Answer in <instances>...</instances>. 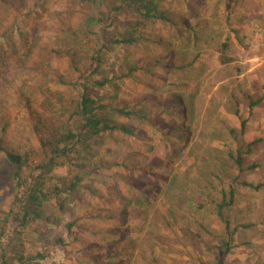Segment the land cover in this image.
Wrapping results in <instances>:
<instances>
[{
	"label": "rangeland",
	"instance_id": "374dc122",
	"mask_svg": "<svg viewBox=\"0 0 264 264\" xmlns=\"http://www.w3.org/2000/svg\"><path fill=\"white\" fill-rule=\"evenodd\" d=\"M217 1L204 0L197 17L191 18L189 1L160 0V9L178 20L180 28L186 20L190 27L175 30L176 23L148 22L143 34L149 43L108 46L111 51L101 64L103 72L93 75L108 81L92 92L98 96L97 104L140 112L131 117L115 115L137 135L116 133L104 145L96 142L85 151L77 145L60 159L63 165L44 174L51 186L60 187L68 175L85 174L83 188L78 189L84 191L79 193L84 200H93V209L96 204L107 205L109 214L116 213L117 207L85 190L100 194V190H129L139 179L160 186L156 210L135 208L124 225L137 246L121 258V264H198L199 256L208 258L205 244H215L218 236L232 237L223 264H264V0H236L228 17L214 11ZM4 3L0 0V20L1 9L8 10L0 27V33L5 32L0 46L6 48L0 51V141L8 149L11 141H19L20 152L27 153L36 167L43 155L32 125L36 116L47 122L49 110L42 105L47 93L55 97L58 90L63 95L56 108L65 106L66 111L58 120L78 124V90L58 83L57 76L77 82L80 90V82L89 83L69 71L67 53L54 52L76 49L81 66L87 68L96 38L81 28L91 16L114 4L105 2L106 7L97 0ZM191 24L197 47L191 44ZM222 53L226 61L221 60ZM130 67L135 69L129 71ZM252 100L259 103L250 107ZM236 158L242 160L241 166ZM140 166H147L150 174L140 175ZM13 171L1 151L0 250L6 251L12 264H19L17 254H24V264H29V221L22 226L12 213L4 222L9 209L16 211ZM26 176L28 183L32 177L28 172ZM243 180L263 185L253 189L242 185ZM230 189L236 190V196L225 212L232 235L216 218L212 202L218 200L220 190ZM54 209L51 201L44 207L48 221L41 249L47 247L49 253L54 252L50 241L62 236L68 223L89 213L86 203L77 204L75 213L58 214ZM103 221L107 227L115 223L107 217ZM200 222L203 230L197 229Z\"/></svg>",
	"mask_w": 264,
	"mask_h": 264
},
{
	"label": "trees",
	"instance_id": "16d2710c",
	"mask_svg": "<svg viewBox=\"0 0 264 264\" xmlns=\"http://www.w3.org/2000/svg\"><path fill=\"white\" fill-rule=\"evenodd\" d=\"M1 1L6 5L4 0ZM186 1L190 2L189 11H191V18L197 17L195 16L196 12L199 6L203 5L204 0ZM97 2L101 5L105 2L113 3L114 5L111 8L105 9L104 12H100L101 15L91 16L86 27L84 26V29L83 27L81 28V31L84 30V32L96 38V45L89 56L88 67L83 68L81 66L78 58L79 51L76 49L54 52L57 55H61L63 52L67 53L69 57V71L74 73V75L76 73L78 78L81 77L89 81L87 84L80 82L83 86V89L80 90V85L77 82L66 80L65 77L61 75L57 76L58 83L62 85L69 84L78 90L79 100L75 110L78 124L65 125L62 124V121L58 120V116L64 114L66 107L60 106L56 108L57 102L62 104V100L64 101L63 95L57 90L56 99L54 95L47 93V97H45L42 103L43 107L49 110V116L46 118L47 122L44 121L43 118H39L40 116H36L37 121L32 125V128L39 134L38 148L43 155V158H41L40 162L36 165L37 168L32 166V160H30L29 155H26L27 153L20 152L19 149L22 147L19 141H11L12 147L10 149L5 148L6 146L0 141V152H4L7 161L14 170L12 178L18 191L13 199L16 211L14 212L13 208L9 209V212L4 218V222H6V219L12 213H14L13 219H15V221L19 220L22 226L29 221V227H33V223L42 221L41 224L44 227L42 231L43 238L45 237L44 232L46 230L44 222L48 221V216L45 213L44 207H46L50 201L55 208L54 211H59L58 214L63 212L75 213L74 210L77 204L86 203V206L89 207L91 202L88 200L86 201V199L84 200V195L82 196L79 193V191L83 192L84 190H78L83 188L85 174L77 173L68 175L64 181L63 187H60L58 184L54 186L52 184L51 186L50 177L47 180V178H44V174L55 165H63L60 159L62 157H68L70 152L74 150L77 145L85 151L95 147L97 143L104 145V143L107 142L106 139H114L116 133H122L131 137L137 135L136 130L129 123L117 121L115 115L131 117L140 112H134L117 106L111 107L101 103L97 104L98 96L92 92L96 87L104 86L108 81V79L104 77L101 80L94 79L93 75L103 72L101 64L104 57L111 51L109 47L115 45L128 47L136 45L139 47V45L149 43L150 40L143 34V28L148 22L162 21L169 24L176 23L174 25L175 30L188 29L190 27L186 20L183 24V28H180L178 26V23H180L178 20H174V17H171L167 12L160 9V0H97ZM235 2L236 0H219L215 2L213 9L215 12L220 11L221 13H225L226 17H228L236 7ZM98 6L99 4H97V7ZM122 13H127L128 16L133 17V19H126L123 17ZM1 14L0 27L8 17V10L5 6L1 9ZM94 27L98 29L94 30ZM4 33L3 30L0 36ZM191 38V44L197 47L198 38L192 33V24ZM224 46L226 47V45ZM5 50L6 48L4 45L0 46L1 52H5ZM221 56L223 57H221L223 61L228 59L224 58V53H222ZM195 57L196 56H194L192 60ZM154 62L158 64L159 60L155 59ZM169 67L171 66L169 65ZM180 67L181 64L177 66V68ZM134 69L135 68L130 67L129 71ZM258 103L259 100H252L249 105L252 107L256 106ZM103 110H106V112H102ZM179 112L185 113V108H180ZM241 123L243 125L244 121ZM79 148H77V151ZM235 162L238 166L242 165V160L240 158H236ZM76 164H78V162H76ZM31 166L32 170H30ZM35 170L38 172L35 173ZM27 172L30 177H32V179H29V184L26 183ZM144 173L150 174L147 166H140L139 174L141 175ZM39 179H41V181H39ZM154 184L153 181L150 183L148 179H144V181L139 179V181L137 180L130 186L129 190H105L104 192L100 190L102 191L101 194L99 190H85L86 192L91 191L89 196H94L107 203L114 204L118 209L116 213L109 214L107 205L100 208L99 205L96 204L97 206L94 208L95 211L93 210L86 215L87 217L90 215L96 217L99 222L103 221L106 217L113 220V222L115 221L110 227L98 226L96 232L97 241L92 243L89 247V249L95 248L98 254L90 257L88 256L86 259L88 263L121 264V258L132 253V250L137 246V241L133 240L135 238L131 236L130 230H126L123 227L129 223L131 213L134 212L133 210L135 208L151 207L156 210L157 206L155 203L162 190H159V185ZM241 184L253 189H258L263 185L245 180L241 181ZM219 195L218 200H212L215 207L214 213L216 218L224 224L225 229L232 235L231 222L230 219L226 217L225 211L233 204L236 190H220ZM76 221V223L70 222L67 224V233L72 232L71 228L80 222L79 218ZM197 229L203 230V223L200 222V227L197 226ZM231 240V236L228 238H221L218 236L215 244H212V242L210 244H205L204 254H207L208 258L204 260L199 256L198 264H223L224 258L230 251L229 243ZM64 243V238L62 236H57L53 241H50V244L54 247L53 253H55V255L53 253V255H50L48 248L45 247L41 252H37L36 256H29V261L34 258V260L46 261L47 264H57L56 260H58V254L62 251ZM209 256L212 257L210 258ZM25 258L24 254H17L15 257V259L19 261V264H24ZM0 264H12L7 257L6 251L3 249L0 250Z\"/></svg>",
	"mask_w": 264,
	"mask_h": 264
},
{
	"label": "crops",
	"instance_id": "0c3cea01",
	"mask_svg": "<svg viewBox=\"0 0 264 264\" xmlns=\"http://www.w3.org/2000/svg\"><path fill=\"white\" fill-rule=\"evenodd\" d=\"M259 30L263 31L261 27H259ZM262 34H264V32L261 33V35ZM91 202L88 207L89 213L94 210L91 205L93 204V201L91 200ZM41 223L42 221L36 225L33 224V227H30L29 229V256H36L37 252L42 251L41 243L45 241L46 237H44V239L42 236L44 227ZM104 224V221L99 222L96 217L90 215L74 225L71 228V233L64 232L62 237L64 238L65 243L62 247V251L58 254V260H56L57 264H91L86 261L87 257L97 255L98 251L95 248L89 249V247L92 243L97 241L96 232L98 226H108ZM49 254L55 255V253ZM29 264H47V262L38 259L34 260L33 258V260L29 261Z\"/></svg>",
	"mask_w": 264,
	"mask_h": 264
},
{
	"label": "built area",
	"instance_id": "2783aa9c",
	"mask_svg": "<svg viewBox=\"0 0 264 264\" xmlns=\"http://www.w3.org/2000/svg\"><path fill=\"white\" fill-rule=\"evenodd\" d=\"M264 43V42H263Z\"/></svg>",
	"mask_w": 264,
	"mask_h": 264
}]
</instances>
